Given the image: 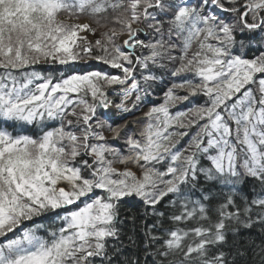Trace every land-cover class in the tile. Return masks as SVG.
<instances>
[{
	"label": "snow or ice",
	"instance_id": "6c2138e0",
	"mask_svg": "<svg viewBox=\"0 0 264 264\" xmlns=\"http://www.w3.org/2000/svg\"><path fill=\"white\" fill-rule=\"evenodd\" d=\"M0 264H264V0H0Z\"/></svg>",
	"mask_w": 264,
	"mask_h": 264
}]
</instances>
